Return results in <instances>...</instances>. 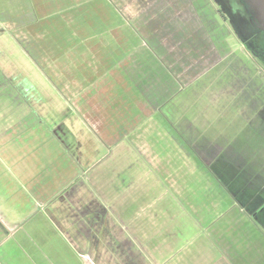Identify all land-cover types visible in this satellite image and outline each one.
<instances>
[{
  "label": "crops",
  "instance_id": "1",
  "mask_svg": "<svg viewBox=\"0 0 264 264\" xmlns=\"http://www.w3.org/2000/svg\"><path fill=\"white\" fill-rule=\"evenodd\" d=\"M208 3L155 0L130 16L115 0H0V264H160L198 239L211 246L225 222L264 264L249 218L264 204V83ZM233 59L240 104L203 99ZM109 70L122 108L102 121L94 103V114L53 106Z\"/></svg>",
  "mask_w": 264,
  "mask_h": 264
},
{
  "label": "rangeland",
  "instance_id": "2",
  "mask_svg": "<svg viewBox=\"0 0 264 264\" xmlns=\"http://www.w3.org/2000/svg\"><path fill=\"white\" fill-rule=\"evenodd\" d=\"M192 3V10L194 3H197V0H190ZM208 3V8L209 10L212 11V16H215V12L219 11L222 14H224L226 21H223L224 24L227 27V31L230 34V38L229 40L231 41V43H238L240 44L239 40L243 43H245L248 47V49L252 52V50L257 51L259 49V45L260 43L263 46V49L261 50L262 54L261 56H256V57H252V54L250 55V53L248 51H246L243 48V54L244 57H248L249 59L253 58V63H254V68H252V71H249L251 74L254 73V78H256V80H260V82L264 83V78L261 79V77H264L262 75H264V41H262L261 39L264 40V32L260 31L257 26L255 24H252L247 26L245 29H243L242 31H238L237 28L234 27V23L236 24V27L238 25V23H242L240 21V19L238 18L240 16V14H242L241 9L238 6H241V2L238 0H234L236 1L235 4L233 0H220V2H213L212 0H207ZM116 2V10L117 11H124V9L128 10L127 13H129L130 16H133L135 14H137L140 11H143L142 9H145L146 7H148L149 5H151L152 3L155 2V0H115ZM221 3L226 7V9L221 5ZM195 7V6H194ZM196 9V8H195ZM228 10V13H226V11ZM192 12V11H191ZM193 13V12H192ZM193 15V14H192ZM126 19L128 17H125ZM129 18H134V17H129ZM201 19V18H200ZM203 20V18H202ZM223 20V19H222ZM195 22L199 24V22H201L200 20H198L197 18L195 19ZM222 22V23H223ZM252 22V21H251ZM244 25V23H243ZM211 30V29H210ZM260 31V32H259ZM214 31H212V36L214 35L213 33ZM238 37H236V36ZM243 36L245 37L246 41H244L243 39H240V37ZM239 39V40H238ZM143 44V43H142ZM1 47H3V49H5V47H7L6 44L2 45ZM246 47V46H245ZM246 47V48H247ZM138 50V49H137ZM260 50V49H259ZM136 50L132 51L131 54L129 56H133L135 57V55L133 53H135ZM240 52V51H239ZM227 59H231L233 57V55L231 54V50H226L225 52ZM6 55V54H5ZM103 52L102 51H97L96 54L94 55V57H98L99 58V62H102L104 60H102V56ZM235 57V56H234ZM240 62V61H236L233 59V61L231 60H227L226 64L228 63V70H227V78L228 80H226L225 82H223L221 85H219L216 88H212L211 90H205L202 92V97L204 99V96H217V99L222 98L221 101H226L227 106L228 105H239L240 102L242 101L241 98L245 97V92L243 90H241V88H236V82L237 81H241L243 80L241 77L243 76L242 74L245 72L243 71V67L242 69H239V67H236V63ZM241 63V62H240ZM252 63V64H253ZM256 65V66H255ZM8 67V66H6ZM50 69V71L48 70V68ZM245 67V65H244ZM58 68H61L62 70H65V66L63 65H59L56 67H53L52 65L50 66H45L44 69L46 71H48V73H59L57 70ZM25 69V70H24ZM200 67L197 69L199 72ZM21 72L23 74H26L25 72L27 71L26 67H21ZM111 70L109 71H105L104 75H101L97 78V80L94 82V84L89 88L90 91L87 93L86 97H80L75 96V93H69V95L64 92L65 94L63 95V98H59L58 96H55L52 98V104L53 106L59 107V106H64L65 104H68V106L73 110V111H79V110H83V111H87V112H91V114H94L93 111L91 110V107L93 105V103L98 107L96 110H98L100 113L96 116V118L100 119L101 121L108 116L109 114H107L108 111H116L119 108H122V106L119 104V102L116 101V98L113 95V92H116V89L112 88L111 85H115L118 83H115L114 79V75H110ZM201 71V70H200ZM110 75V76H109ZM192 78L194 77V75H191ZM108 78V79H107ZM112 79V82H109ZM117 80H119V77L115 78ZM188 80V79H187ZM186 80V81H187ZM248 84L251 83L250 80H247ZM57 83H59L57 81ZM258 81L255 83L257 84ZM68 85L67 87L70 89H73L75 87L74 82H63L60 83L61 86H65ZM38 85V84H37ZM246 86V85H245ZM72 87V88H71ZM256 86H254L255 88ZM238 90H236V89ZM263 88V87H262ZM244 90L246 89V87L243 88ZM241 90V91H240ZM225 91V93H223V97L222 96H218L220 92ZM213 92V94H212ZM248 92V91H247ZM118 93V92H117ZM242 95V97H241ZM90 96V97H88ZM62 97V96H61ZM66 97V98H65ZM201 100V105H202V101ZM207 101H209V98H206ZM249 100V99H248ZM246 101V98H245ZM155 101H150L149 102V110H151L152 108L156 107ZM249 104L247 103V101L245 102V105ZM244 105V104H243ZM120 106V107H119ZM85 108V110H84ZM78 109V110H77ZM85 116L83 115V119L85 122H90V120H87L85 118H87V114L86 112L84 113ZM76 115V114H75ZM75 115H69V121H72L71 118L72 117H76ZM78 115V114H77ZM82 115V114H81ZM81 115H79L81 117ZM151 115L150 112L148 113V123H150L152 121L151 119ZM263 121L260 120V118H258V122H264V117ZM146 119V118H145ZM144 119V120H145ZM143 121V119H141ZM140 120V121H141ZM201 120V119H200ZM139 121V122H140ZM110 121H107L106 123H108ZM183 122H186L185 120H183ZM115 126V124H108L105 125V129L106 127H112ZM262 128L264 129V126H262ZM262 133L261 134H254V136H259L260 137H264V133L263 130L261 129ZM244 134H249V132H245ZM258 142H260L261 144L260 147L258 145H256L255 148H261L263 149L264 146H262L264 144V140H257ZM242 143H244L242 141ZM232 152V149H231ZM258 155H260L262 158H264V149L260 150L259 149V153ZM235 157V156H234ZM231 218H238V215L234 214L230 216ZM250 220L252 221V223L255 224L257 233H255L256 235V240L259 241L260 243V249L264 252V209L261 208L258 212L256 211L255 213H252V216L249 217ZM217 232V237L221 236L220 239H213L211 238V243L212 245L210 246V243L204 242L202 239H198L196 240L193 245L190 247V249L187 250V252L185 251V254H183L184 251H180V252H176L173 253L167 260L164 259L163 263L159 262L160 264H217V261L220 259L229 261L230 255H237L239 256L237 261L239 260V264H259L257 263V260L254 261H250L248 255L251 254L252 252L244 250L242 251L241 248H239L240 245V235H239V231L233 227L232 223H227L225 222L224 225L220 228H216ZM207 233L209 234V231H207ZM252 233V234H254ZM259 233V234H258ZM211 235V234H210ZM263 239H261L262 237ZM250 243H247L246 245H249ZM257 250H254V254L256 257L259 256V254L257 253ZM243 254L240 255V254ZM248 254V255H247ZM185 256V257H184ZM182 258V260H181ZM106 258L102 257L99 259V264H103L102 262L105 261ZM234 260V259H233ZM17 262H19V258L18 260H16ZM23 262H21L22 264ZM236 263V262H235ZM19 264V263H18ZM112 264H119V260L118 258L116 259V261L112 260ZM228 264H232L230 261Z\"/></svg>",
  "mask_w": 264,
  "mask_h": 264
},
{
  "label": "water",
  "instance_id": "3",
  "mask_svg": "<svg viewBox=\"0 0 264 264\" xmlns=\"http://www.w3.org/2000/svg\"><path fill=\"white\" fill-rule=\"evenodd\" d=\"M254 24L264 32V0H240Z\"/></svg>",
  "mask_w": 264,
  "mask_h": 264
},
{
  "label": "trees",
  "instance_id": "4",
  "mask_svg": "<svg viewBox=\"0 0 264 264\" xmlns=\"http://www.w3.org/2000/svg\"><path fill=\"white\" fill-rule=\"evenodd\" d=\"M234 1V0H233ZM240 1V0H239ZM241 2V1H240ZM234 3L235 4H237L236 3V1H234ZM242 3V2H241ZM238 5V4H237ZM239 7V6H238ZM240 9H241V15L238 17L239 19H240V21L242 22V23H238V25H237V27H236V24L234 23V27L235 28H237V30L240 32V31H242L243 29H245L247 26H249V25H251V23L252 24H254V22L252 21V19H251V17L249 16V13H248V11L246 10V8H245V6L243 5V3H242V5L239 7ZM252 21V22H251ZM243 23H244V25H243ZM260 32V31H259ZM244 38V41H246V39H245V37H243V36H241L240 37V39H243ZM262 41H264L263 39H261ZM245 44V43H244ZM245 46L247 47V45L245 44ZM247 49H248V47H247ZM260 49V50H259ZM259 49L257 50V51H254V50H252V52L250 51V53L254 56V57H256V56H261V50L263 49V46H262V44L260 43V45H259ZM261 208H263L264 209V204L257 210V212L261 209Z\"/></svg>",
  "mask_w": 264,
  "mask_h": 264
},
{
  "label": "flooded vegetation",
  "instance_id": "5",
  "mask_svg": "<svg viewBox=\"0 0 264 264\" xmlns=\"http://www.w3.org/2000/svg\"><path fill=\"white\" fill-rule=\"evenodd\" d=\"M218 2H220V0H217ZM239 1V0H238ZM242 5V3H240ZM221 5L226 9V7L221 3ZM240 7V6H239ZM222 12V11H221ZM226 13H228V10L226 11ZM229 14V13H228ZM241 15V14H240Z\"/></svg>",
  "mask_w": 264,
  "mask_h": 264
}]
</instances>
